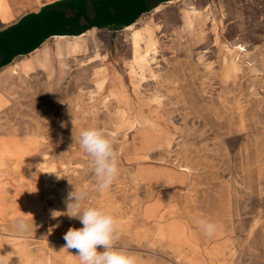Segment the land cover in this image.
<instances>
[{"label":"rangeland","instance_id":"rangeland-1","mask_svg":"<svg viewBox=\"0 0 264 264\" xmlns=\"http://www.w3.org/2000/svg\"><path fill=\"white\" fill-rule=\"evenodd\" d=\"M149 1L133 25L51 37L0 68L4 264H80L64 249L82 227L60 215L69 181L117 217L138 264H264V0ZM130 26H145L134 42ZM93 126L119 154L103 192L79 145Z\"/></svg>","mask_w":264,"mask_h":264},{"label":"crops","instance_id":"crops-1","mask_svg":"<svg viewBox=\"0 0 264 264\" xmlns=\"http://www.w3.org/2000/svg\"><path fill=\"white\" fill-rule=\"evenodd\" d=\"M5 3H8V10L0 12L3 24L0 28V68L38 50L51 37L79 35L75 36L78 38L83 36L81 33L99 28L133 25L151 6L149 0H5ZM133 27L130 26L134 42L133 37L144 34L145 26ZM133 44L132 58L135 54ZM57 47L61 49L62 45L58 43ZM162 231L165 229L159 228V232ZM177 232L176 227H170L168 233L177 240Z\"/></svg>","mask_w":264,"mask_h":264},{"label":"clouds","instance_id":"clouds-1","mask_svg":"<svg viewBox=\"0 0 264 264\" xmlns=\"http://www.w3.org/2000/svg\"><path fill=\"white\" fill-rule=\"evenodd\" d=\"M79 145L90 157L91 171L96 181L95 190L103 192L119 175V154L114 138L102 128L93 126L80 131ZM69 184L72 187L64 200L66 211L54 212L53 218L59 216L55 213H60L69 219L79 220L82 227L68 229L63 236L64 249H75L74 256L79 258L80 264H138L135 255L117 246L122 235L117 217L103 207L85 206V201L89 198L87 190L76 188L70 181ZM194 223L209 237L219 227L207 218H196ZM16 226L20 235H27L31 231V225L23 217L17 218ZM51 231L52 228L49 229ZM5 256L7 255H0V264H4ZM19 264H22L20 258Z\"/></svg>","mask_w":264,"mask_h":264},{"label":"bare ground","instance_id":"bare-ground-1","mask_svg":"<svg viewBox=\"0 0 264 264\" xmlns=\"http://www.w3.org/2000/svg\"><path fill=\"white\" fill-rule=\"evenodd\" d=\"M8 10V3H5V0H0V12H5ZM238 49H241V50H245V48L242 46V45H238L237 46ZM170 141V140H169ZM153 142V141H152ZM162 143V142H161ZM168 143V141H167ZM44 164V163H43ZM42 170H43V175L48 178V176L50 175V172L47 171V167L46 166H43L42 167Z\"/></svg>","mask_w":264,"mask_h":264},{"label":"trees","instance_id":"trees-1","mask_svg":"<svg viewBox=\"0 0 264 264\" xmlns=\"http://www.w3.org/2000/svg\"><path fill=\"white\" fill-rule=\"evenodd\" d=\"M2 66V65H1Z\"/></svg>","mask_w":264,"mask_h":264}]
</instances>
